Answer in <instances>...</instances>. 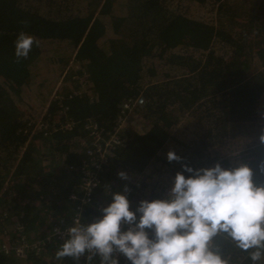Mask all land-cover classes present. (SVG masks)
I'll list each match as a JSON object with an SVG mask.
<instances>
[{"label": "trees", "instance_id": "trees-1", "mask_svg": "<svg viewBox=\"0 0 264 264\" xmlns=\"http://www.w3.org/2000/svg\"><path fill=\"white\" fill-rule=\"evenodd\" d=\"M260 22L230 0H0V264L80 263L57 261L65 240L50 236L70 224L80 168L97 156L87 152L118 119L120 144L108 150L82 224L100 217L112 193L126 195L133 211L140 200L167 197L182 165L243 164L264 185L262 141L213 163L203 155L225 137L226 116L253 122L262 114ZM21 31L39 44L17 62ZM204 106L207 122L199 120ZM169 151L181 161L168 162ZM211 247L229 264H252L226 234Z\"/></svg>", "mask_w": 264, "mask_h": 264}, {"label": "clouds", "instance_id": "clouds-1", "mask_svg": "<svg viewBox=\"0 0 264 264\" xmlns=\"http://www.w3.org/2000/svg\"><path fill=\"white\" fill-rule=\"evenodd\" d=\"M34 44H39L36 37L19 32L16 61L27 59ZM260 139L264 142V135ZM166 158L182 159L172 151ZM259 170L264 172V163ZM117 175L127 179L124 172ZM123 192L129 189L125 186ZM99 212L94 222L67 229L68 238L55 253L57 261H79L87 252L86 260L98 256L100 264H119L116 253L130 264H229L211 247L221 233L247 252L252 264L264 259V185L253 183L247 165L223 169L216 164L195 171L182 165L165 199L140 200L133 211L126 195L112 193L111 202Z\"/></svg>", "mask_w": 264, "mask_h": 264}, {"label": "rangeland", "instance_id": "rangeland-1", "mask_svg": "<svg viewBox=\"0 0 264 264\" xmlns=\"http://www.w3.org/2000/svg\"><path fill=\"white\" fill-rule=\"evenodd\" d=\"M234 5L241 7L244 10V13L247 12L249 15H254L257 20L261 19L260 23L264 25V0H230ZM207 11L204 10V14L206 15ZM263 31L260 35V39L264 37ZM259 35V34H258ZM257 35V36H258ZM259 38V37H258ZM72 63V62H71ZM71 63L69 66H71ZM68 69V68H67ZM64 70V72L67 71ZM253 69V68H252ZM263 105H260L256 110L262 114L258 115L257 120L253 122L244 121L241 119H237V122H231V117H225V125L227 127L224 129L225 137L221 142L212 143L210 149L204 150L203 155L205 159H208L209 162L213 163L215 161H219L226 157H232L238 152L242 150H246L249 148H253L256 144H258L261 139V135H264V102ZM206 109H209L208 106H204L200 110V114L202 115L199 118V113H195V119L207 122L204 120ZM190 123L187 124L189 126ZM137 131H141V127H134ZM193 128V126H191Z\"/></svg>", "mask_w": 264, "mask_h": 264}, {"label": "built area", "instance_id": "built-area-1", "mask_svg": "<svg viewBox=\"0 0 264 264\" xmlns=\"http://www.w3.org/2000/svg\"><path fill=\"white\" fill-rule=\"evenodd\" d=\"M134 104L142 105L143 100L137 99ZM130 106L131 105L129 103H124L122 104L121 109L128 110ZM122 123H123L122 119H118L115 132L111 134L107 140H105L104 138L100 140L102 142L101 144L94 143L93 145H95V149L89 150L87 152L88 155H93V153L95 152L97 156L95 159L92 158L89 163L84 162L80 168L81 184L79 187L81 189V195L79 197L75 195H71L69 197L70 200L77 202V206L75 207V213L73 217L71 218L70 224L64 227H55L50 237L64 241L68 238L67 229L73 226H77L78 224H82L81 214L84 212L85 208L92 203L93 193L99 184V172L102 168V164L104 163L106 159L108 150L120 144L118 133H119V128L121 127ZM92 129H96V126L95 127L93 126ZM165 198L166 197H160V198H154L152 200H155V199L162 200ZM101 208L103 207L98 206L97 210L99 211V209ZM122 230H126V227L122 228ZM47 240H49V237ZM24 247H25V244L16 245L14 246V250L16 253L20 254ZM3 250L5 251L6 248H3ZM88 255L89 254L86 252L85 255L79 259L80 260L79 264H89L88 260H86V257ZM115 255L117 259L122 261V264H130V262H128L126 258L123 257L122 254L116 253Z\"/></svg>", "mask_w": 264, "mask_h": 264}]
</instances>
